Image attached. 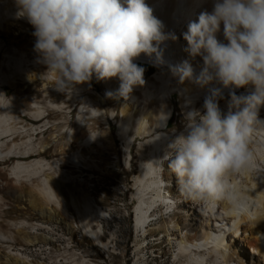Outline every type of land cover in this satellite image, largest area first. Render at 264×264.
Instances as JSON below:
<instances>
[{"label": "bare ground", "instance_id": "obj_1", "mask_svg": "<svg viewBox=\"0 0 264 264\" xmlns=\"http://www.w3.org/2000/svg\"><path fill=\"white\" fill-rule=\"evenodd\" d=\"M145 2L163 22L165 33H173L176 39H167L160 44L159 47L163 50L162 64H154V56L148 57L143 53L135 58L134 62L138 65L150 64L155 69L149 75L143 74L145 83L133 87L128 98L122 101L118 116L116 104L122 97L106 95L107 92L118 89V78L101 80L102 93L88 86L87 82L76 85L71 94L56 90L55 73L44 72L42 68L36 67L37 53L33 51V41L27 37L28 32L33 31L32 26L25 19L16 18L14 0H0V50L5 53L4 48L10 44L13 51L12 55H1L2 64L10 66V70L4 74L5 82L8 87H19L8 95L6 84H0V105H8L10 101L7 107H0V160L14 154L45 152L49 143L40 137L37 139L34 134L56 127L60 120L48 119L47 115L51 110L70 111L78 96L81 105L77 120L80 129L85 133L79 140V147L69 156H63V160L58 157L51 160L43 157L16 159L8 167L7 177L13 184L20 186L12 184L8 190L21 198L25 205L27 203L38 216L61 222L69 232L72 230L68 220H71L96 252L93 254L73 242L71 245L79 247H75L70 253L71 259L63 262L99 264L94 256H100L97 254L100 248L111 252L119 248L114 234L108 236L105 233L102 222L111 213L100 203L103 198L89 188L94 175L81 178L80 174L62 169L60 164L71 161L80 166L79 162L83 160L82 165L91 171L89 174L98 173L94 171L95 168L103 170L104 167L99 166L93 158L92 144L95 142L98 146L106 147L104 142L109 141L111 135V117L118 124V134L124 140L122 146L114 149V165H118L120 171L131 174L133 178L131 198L134 201L133 224L137 248L140 247L139 235L160 230L163 235H167L169 243L172 240L175 242L171 264H264V123L257 122L253 125L249 137L250 163L228 177L229 183L239 193L240 199L237 203L226 199L212 203L191 199L186 203L188 210L183 211L176 200L180 192L177 178L175 176V180L171 179L166 167L168 161L163 158L168 143L183 130L184 113L192 107L203 111L202 105L209 87L221 88L223 99L219 100V107L222 112L228 111L229 88L219 84L200 87L187 79L181 82L169 70V65L187 60L192 64L194 73L200 71L202 58L189 55L183 33L187 31V23L195 20L202 10L211 11L212 0ZM1 34H6L8 39H4ZM217 36L223 40L222 31ZM35 80L42 83L43 95L42 98L29 95L31 107L34 109L26 111L20 96L24 93L21 85L29 86ZM232 90L240 95L247 94L249 89L241 87ZM51 94L59 97L69 95L74 100L70 104L62 100L55 102L47 98ZM44 99V103H41ZM178 110L181 119L171 121ZM23 113L42 121L27 125L20 123ZM258 119L264 121V105L259 107ZM98 121L104 124L103 128L100 125H94L97 128L92 126ZM129 129H133L134 135L129 133ZM72 136L70 128L68 137ZM135 140L139 141L137 150L133 152ZM166 180L171 182L167 183ZM156 204H162L166 209L171 207L172 211L167 213L161 209L159 219L148 223ZM8 222L12 230L7 233L0 231V242L5 247L0 252V264H63L61 259H64L63 253L67 249L60 250L64 246L54 236L39 231L40 228L53 231V227L42 221L26 218L10 219ZM40 241L53 250H49L51 255L48 261L42 260L38 263L30 257L27 249ZM65 245L68 246L69 243ZM244 245L250 248L251 256L244 254ZM40 249L39 247L38 250ZM43 249L47 250L46 247Z\"/></svg>", "mask_w": 264, "mask_h": 264}, {"label": "clouds", "instance_id": "obj_2", "mask_svg": "<svg viewBox=\"0 0 264 264\" xmlns=\"http://www.w3.org/2000/svg\"><path fill=\"white\" fill-rule=\"evenodd\" d=\"M14 2L16 18L32 26L36 62L55 73L56 90L69 94L93 78L115 77L119 87L106 95L127 99L134 86L145 83V69L135 58L143 53L162 64L160 44L176 39L165 33L145 0ZM221 31L223 40L217 36ZM183 38L189 55L202 58L200 71L194 73L187 60L169 70L181 82L229 88L228 111L219 107L221 88L209 87L203 111L192 107L184 113L183 130L168 143L163 158L187 197L237 203L239 193L228 177L250 163L253 125L264 123L258 119L264 105V0H212L211 11L202 10L187 23ZM241 87L249 89L247 94L232 90Z\"/></svg>", "mask_w": 264, "mask_h": 264}, {"label": "rangeland", "instance_id": "obj_3", "mask_svg": "<svg viewBox=\"0 0 264 264\" xmlns=\"http://www.w3.org/2000/svg\"><path fill=\"white\" fill-rule=\"evenodd\" d=\"M31 33L32 31H29L27 37L28 39L33 41V47L35 38L31 35ZM1 36L6 40L8 39V36L6 34H1ZM4 50H6L5 53H2L3 51L0 50V84H6L4 74L10 70V66L5 65V63L2 64L1 55L13 54L10 44H7ZM10 63L12 62L10 61ZM140 66L145 69V75L151 74L155 69V67L150 64L140 63ZM36 67L42 68L41 70H43L44 72L49 71L45 69L44 65L37 62ZM87 84L94 90H97L100 93L103 92V84L101 80L97 81L95 78H93L91 81L87 82ZM5 86L8 95L19 88L18 86L8 87L7 84ZM21 86L24 90V93L20 94L22 105L26 108V111H28L29 109H34L33 107H31L29 95H36V97L38 96L42 98V83L40 82V80H35L29 86H27V84H22ZM175 94L177 96V93ZM68 96L69 95L59 97L57 94H51L47 98H51V100H54L55 102H60L62 100L67 104H70L74 99H72L73 97ZM79 97L80 96H78V100H74L75 102L70 107V111H50V113L47 115L48 119L60 120L56 127H49L37 134H34L37 139H39L40 137L41 139L49 143V147L45 152L31 155L14 154L9 156L5 160H0V231L7 233L8 231L12 230L8 222L10 219L17 220L20 218H26L39 222L42 221L43 223L48 224V226L53 227V231L49 230L48 228H40L39 231L41 233L54 236L56 240L61 243L62 246H64L60 250L67 249V251L65 250L63 253L64 259L62 258L61 262L71 259L70 253H72L75 247L81 246L82 249L89 250L93 254L96 252L93 247H90L88 245V240L82 236L81 231L73 225L74 223L71 220H68L72 230L69 232L63 227V224L61 222L54 219H46L38 216L37 213H35L27 206V203L25 205L24 201L21 198L16 197L11 192H9L8 188L13 183L10 179H8L7 176L8 167L12 165L16 161V159L28 160L32 157H43L45 159L51 160L58 157L60 160H63V156H69L73 150L79 147V140L81 139V136L85 134L83 133L82 129H80L77 120L79 107L81 105ZM124 99L125 98L122 97L116 104L118 116L121 103ZM45 100L46 99L42 100L43 102L41 101V103H44ZM178 119H181V113L179 112V110L174 113L171 121H177ZM41 121L42 120H35L28 113H23L20 123L27 125L30 122L37 124ZM109 121V130L111 135L109 137V141L104 142L106 147L98 146L95 142L92 144V146L94 147L92 152L93 158L96 159L95 162L99 164V166L104 167L103 170L95 168L94 171H98V173L89 174L91 171L88 168H85L84 165H82L83 160H80V166L74 165L71 161H66L65 163L60 164L62 169H67V171H71L74 174H80L81 178L91 177L92 175H94L93 182L89 184V188L96 195L103 198L102 202L100 203L103 204V206L109 213H111V216L103 218L102 222L104 223L105 233L108 236L112 235V233L114 234L119 248H117L115 252L105 251L104 248H100V252H98L97 254L102 256V258L97 255L94 257L99 260V264H171L172 251L175 248L173 244H175V242L172 240L173 242L171 241L169 243L167 235H163L160 230H156L153 233H147L146 235H139L138 238H140V247L137 248L135 245L136 231L134 230L133 224L134 201L131 198V190L134 189L133 186H131L133 183V178L131 174L120 171L118 169V165H114V149L122 146V142L124 140L118 134V124L116 123L115 119L109 117ZM94 125H100V127L102 128L104 126V124L100 121L92 125L94 128H97V126ZM70 128L73 136L69 138L68 132ZM129 133L131 135H134L133 129H129ZM138 139H140V137H138ZM138 141L139 140H135L133 143V152L137 150ZM95 148H98V150H96ZM108 165L111 166L109 167ZM166 167L170 172L169 176L171 177V179L175 180V175L171 172L168 165H166ZM165 182L170 183L171 181L166 180ZM13 185L20 186V184ZM167 186H169V184H167ZM178 194L179 195L176 200H178L179 207L183 211H187L189 206L186 203H188L191 198L187 197L181 191L178 192ZM162 204H156V206H154L156 207L154 210V214L152 215L148 223H154L159 219L161 209L162 212L167 211V213L172 211L171 207L166 209V207ZM1 242L0 252L5 249ZM73 242H77L79 246L71 245ZM68 243V246L65 245ZM39 247L41 248L40 250H38ZM44 247H46L47 250H44ZM244 248V254L246 256H251L252 253L250 251V248L246 245H244ZM49 250L53 249H50L47 245H43V242L41 241L36 243L34 246H31V248L27 249V251L30 253V257H33L34 260L36 259L35 261L38 263L42 260L48 261V257L51 255V253H49ZM63 264L66 263L63 262Z\"/></svg>", "mask_w": 264, "mask_h": 264}]
</instances>
